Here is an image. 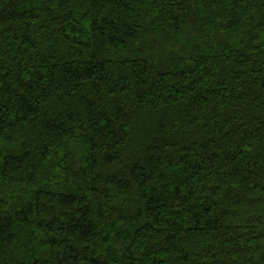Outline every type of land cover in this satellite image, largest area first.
Listing matches in <instances>:
<instances>
[{"label": "trees", "instance_id": "16d2710c", "mask_svg": "<svg viewBox=\"0 0 264 264\" xmlns=\"http://www.w3.org/2000/svg\"><path fill=\"white\" fill-rule=\"evenodd\" d=\"M0 264H264V0H0Z\"/></svg>", "mask_w": 264, "mask_h": 264}]
</instances>
